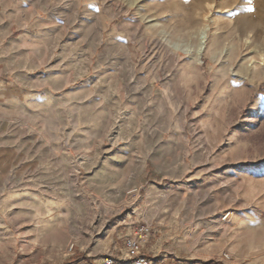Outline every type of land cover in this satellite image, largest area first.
Listing matches in <instances>:
<instances>
[{
    "label": "rangeland",
    "instance_id": "obj_1",
    "mask_svg": "<svg viewBox=\"0 0 264 264\" xmlns=\"http://www.w3.org/2000/svg\"><path fill=\"white\" fill-rule=\"evenodd\" d=\"M27 1L0 2V48L36 40L5 63L27 79L0 115V264L117 260L144 224L138 256L264 264V219L238 239L227 213L264 211V0Z\"/></svg>",
    "mask_w": 264,
    "mask_h": 264
},
{
    "label": "crops",
    "instance_id": "obj_2",
    "mask_svg": "<svg viewBox=\"0 0 264 264\" xmlns=\"http://www.w3.org/2000/svg\"><path fill=\"white\" fill-rule=\"evenodd\" d=\"M0 2H3L4 7L6 9V14H9L12 12V8L10 6L11 0H1ZM27 0H22V8L25 9V11L28 10L27 8ZM26 6H23L24 4ZM10 15V14H9ZM0 45L4 42V39L8 32H11L12 27H14V24L12 23L11 18H5V20L0 25ZM23 27L25 28H32L29 23L23 24ZM25 31V30H24ZM30 31L26 30L25 32L22 31V35L20 37V40L13 41V43L9 42L7 43V46L0 48V115H2V120L4 122H7V119L10 121V112L11 110L7 109L8 106L11 105V102L15 99L16 102L22 101V96L19 93V88L15 89L13 86H11V83L7 81V78H10L11 75L14 77L19 78V80H26L25 77L27 73V67H12V66H5V63L8 59H15L16 57L21 58H27L29 56H32V49L36 43L35 38L30 36ZM4 36V37H2ZM17 45V46H14ZM8 50L11 54L8 56V54H3L4 50ZM12 49H14L15 52H12ZM2 52V53H1ZM17 91V93H15ZM3 111V112H2ZM7 118V119H6ZM3 123V122H2ZM11 127L9 126L8 130H0V164L6 165L7 163L4 162L6 158H9V160H12V156H19L16 148L18 144V136L14 138L11 135H14L13 132H11ZM5 142H8L9 144H5ZM262 209L258 206H253L250 209H234L230 212H227L232 219V225L234 228V232L236 234V238H241L242 236L245 237V235L250 236L254 233V228L259 227L262 225V220L264 219V211H261ZM241 236V237H240ZM172 244L168 245V248H162L159 246L158 243L151 244L150 242L143 247L141 250V255L146 258L150 264H159L165 262V264H179L180 263V252H179V245L175 246L174 238L171 240ZM238 243V241H237ZM118 246H114L113 251L118 252ZM127 251V250H126ZM261 253H256L249 255L250 260H256L257 258L261 257L264 254V250H259ZM128 251L124 253L123 258L117 259L118 261H126ZM126 255V256H125ZM102 261V260H101Z\"/></svg>",
    "mask_w": 264,
    "mask_h": 264
},
{
    "label": "built area",
    "instance_id": "obj_3",
    "mask_svg": "<svg viewBox=\"0 0 264 264\" xmlns=\"http://www.w3.org/2000/svg\"><path fill=\"white\" fill-rule=\"evenodd\" d=\"M149 231L148 225H141L134 230L131 237L126 239L125 247L133 255V258L126 261H117L111 257H106L102 259L101 264H150L146 258L137 255L141 247L146 243ZM224 258L226 261L230 260L228 255H224Z\"/></svg>",
    "mask_w": 264,
    "mask_h": 264
},
{
    "label": "trees",
    "instance_id": "obj_4",
    "mask_svg": "<svg viewBox=\"0 0 264 264\" xmlns=\"http://www.w3.org/2000/svg\"><path fill=\"white\" fill-rule=\"evenodd\" d=\"M80 259L83 260V258H80ZM80 259H79V260H80ZM77 260H78V259H77ZM77 260H73V261H71V262L77 263ZM191 264H194V263H191ZM205 264H216V263H205Z\"/></svg>",
    "mask_w": 264,
    "mask_h": 264
},
{
    "label": "snow or ice",
    "instance_id": "obj_5",
    "mask_svg": "<svg viewBox=\"0 0 264 264\" xmlns=\"http://www.w3.org/2000/svg\"><path fill=\"white\" fill-rule=\"evenodd\" d=\"M248 10H249V11H252L253 9L249 8Z\"/></svg>",
    "mask_w": 264,
    "mask_h": 264
}]
</instances>
